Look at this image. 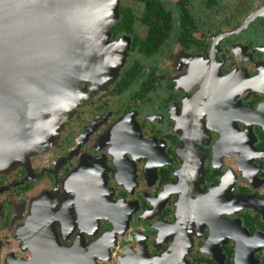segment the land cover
Returning <instances> with one entry per match:
<instances>
[{
	"label": "flooded vegetation",
	"instance_id": "1",
	"mask_svg": "<svg viewBox=\"0 0 264 264\" xmlns=\"http://www.w3.org/2000/svg\"><path fill=\"white\" fill-rule=\"evenodd\" d=\"M110 40L113 82L0 172V264H264V0H120Z\"/></svg>",
	"mask_w": 264,
	"mask_h": 264
},
{
	"label": "water",
	"instance_id": "2",
	"mask_svg": "<svg viewBox=\"0 0 264 264\" xmlns=\"http://www.w3.org/2000/svg\"><path fill=\"white\" fill-rule=\"evenodd\" d=\"M119 7L0 0V172L50 150L74 112L113 82L125 57L110 40Z\"/></svg>",
	"mask_w": 264,
	"mask_h": 264
},
{
	"label": "rangeland",
	"instance_id": "3",
	"mask_svg": "<svg viewBox=\"0 0 264 264\" xmlns=\"http://www.w3.org/2000/svg\"><path fill=\"white\" fill-rule=\"evenodd\" d=\"M89 82H91V81H88V82H87V87H88V83H89ZM66 122H67V121H66ZM63 131H64V129H63ZM62 135H63V132L61 133V136H62ZM61 136H60V138H61ZM44 151H47V150H44ZM44 151H42V152H44ZM39 152H41V151H39Z\"/></svg>",
	"mask_w": 264,
	"mask_h": 264
}]
</instances>
